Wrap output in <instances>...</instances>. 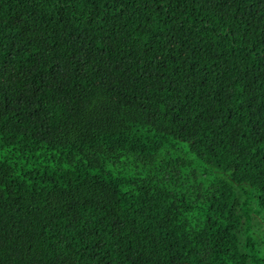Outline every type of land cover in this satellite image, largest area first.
<instances>
[{"label":"trees","instance_id":"16d2710c","mask_svg":"<svg viewBox=\"0 0 264 264\" xmlns=\"http://www.w3.org/2000/svg\"><path fill=\"white\" fill-rule=\"evenodd\" d=\"M0 264H264V0H0Z\"/></svg>","mask_w":264,"mask_h":264},{"label":"rangeland","instance_id":"374dc122","mask_svg":"<svg viewBox=\"0 0 264 264\" xmlns=\"http://www.w3.org/2000/svg\"><path fill=\"white\" fill-rule=\"evenodd\" d=\"M176 145L179 147L182 145V143L176 142ZM184 151V148H182L181 155L183 158L189 159V165L181 167L177 170V173L179 175L177 179L174 178L168 181L171 189L182 191L184 189H187V186H190L195 182L206 185L214 179H223L228 181L224 174L218 172L217 170L203 163L202 161L195 159L190 154H187ZM232 186L235 190L239 189V186L237 185ZM241 187H243L245 190L247 189L248 194H252V190L246 185H241ZM252 200V197H249V201ZM256 217L257 220L262 221L261 213H257Z\"/></svg>","mask_w":264,"mask_h":264}]
</instances>
